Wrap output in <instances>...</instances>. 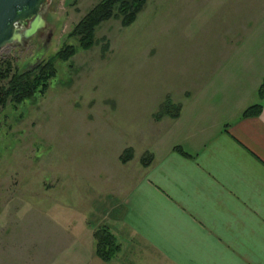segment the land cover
<instances>
[{
    "label": "rangeland",
    "instance_id": "374dc122",
    "mask_svg": "<svg viewBox=\"0 0 264 264\" xmlns=\"http://www.w3.org/2000/svg\"><path fill=\"white\" fill-rule=\"evenodd\" d=\"M101 1L51 0L43 37L0 53L19 72L57 71L45 94L0 108V264L73 261L62 241L110 214L120 156L162 133L166 97L203 90L224 104L241 76L264 73V0H148L131 27L112 18L83 50L71 34Z\"/></svg>",
    "mask_w": 264,
    "mask_h": 264
},
{
    "label": "crops",
    "instance_id": "0c3cea01",
    "mask_svg": "<svg viewBox=\"0 0 264 264\" xmlns=\"http://www.w3.org/2000/svg\"><path fill=\"white\" fill-rule=\"evenodd\" d=\"M263 84L264 73L241 76L224 104L207 105L203 90L168 96L179 117L157 122L162 133L143 139L139 153L127 148L134 158L112 175L110 214L62 241V257L73 260L65 264H264ZM258 104L261 115L243 116ZM101 227L121 247L108 263L96 254Z\"/></svg>",
    "mask_w": 264,
    "mask_h": 264
},
{
    "label": "trees",
    "instance_id": "16d2710c",
    "mask_svg": "<svg viewBox=\"0 0 264 264\" xmlns=\"http://www.w3.org/2000/svg\"><path fill=\"white\" fill-rule=\"evenodd\" d=\"M148 0H102L94 7L75 27L71 37L79 41L83 50H90L96 43L97 28L104 22L115 18L120 19L124 28L131 27L144 11ZM77 52V48L70 46L58 54V58L69 61ZM57 75L54 61L40 65L36 70L19 72L15 62L10 58H0V108L9 104L20 105L32 99L37 93L45 94L50 86V80ZM260 99H264V84L260 89ZM263 105L258 104L249 108L244 117L259 116ZM181 107L174 105L172 99L167 97L161 105L159 114L155 115L156 121L164 117L178 118ZM134 158L132 149H127L120 157L122 164L129 163ZM153 156L146 154L142 159L144 167L151 165ZM94 238L97 242L96 254L104 262H111L120 252L121 247L117 239L107 227L95 230Z\"/></svg>",
    "mask_w": 264,
    "mask_h": 264
},
{
    "label": "water",
    "instance_id": "95a60500",
    "mask_svg": "<svg viewBox=\"0 0 264 264\" xmlns=\"http://www.w3.org/2000/svg\"><path fill=\"white\" fill-rule=\"evenodd\" d=\"M50 2L51 0H0V53L19 45L27 47V41L47 29L44 14ZM49 44L48 38L44 51Z\"/></svg>",
    "mask_w": 264,
    "mask_h": 264
},
{
    "label": "flooded vegetation",
    "instance_id": "af4514ba",
    "mask_svg": "<svg viewBox=\"0 0 264 264\" xmlns=\"http://www.w3.org/2000/svg\"><path fill=\"white\" fill-rule=\"evenodd\" d=\"M43 35H44V32H43V33L39 32L34 38H32V39H30L29 41H27V42H26V45H27V46H30L31 43H32V41H33V42L39 41V40L41 39V37H43ZM24 43H25V42H24ZM19 46H20V45H19Z\"/></svg>",
    "mask_w": 264,
    "mask_h": 264
}]
</instances>
